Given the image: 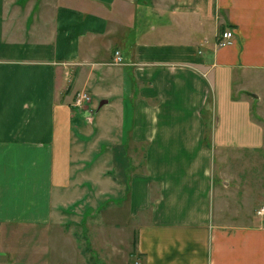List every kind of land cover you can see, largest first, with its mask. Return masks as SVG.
Listing matches in <instances>:
<instances>
[{"label": "crops", "instance_id": "1", "mask_svg": "<svg viewBox=\"0 0 264 264\" xmlns=\"http://www.w3.org/2000/svg\"><path fill=\"white\" fill-rule=\"evenodd\" d=\"M261 154L264 0H0V264H264L260 172L232 168ZM111 169L120 202L67 217Z\"/></svg>", "mask_w": 264, "mask_h": 264}, {"label": "rangeland", "instance_id": "2", "mask_svg": "<svg viewBox=\"0 0 264 264\" xmlns=\"http://www.w3.org/2000/svg\"><path fill=\"white\" fill-rule=\"evenodd\" d=\"M101 118H103V120H104L103 123L106 124V125H109V124L112 123V119L111 118H113V117L110 116V115L105 114V112H103V110H101L99 112V114L96 116V120L95 121H98V119H101ZM106 144H107V142H103L100 145V147L97 148L98 150H100V154H103L104 150L106 149ZM88 150L90 151L91 149L89 148ZM130 150L132 151V149L129 148V152H130ZM132 155H133V153H132ZM92 157H94V154L90 153L88 155L87 160L88 159L90 160ZM96 158L100 159L99 157H96ZM244 158H249L251 160V155L250 154H244ZM260 158H261V162L258 165H256V164L252 165V163L249 162L250 164L248 163V164H245V165H242V166L234 164V165H232V168L234 170L240 171V168L242 167L241 169H243V174H244V172H247V173H258V170H259V172H260V174H259L260 182L259 183L262 186V187L260 186V188H262L261 190L264 192V155L261 154ZM130 161H129V164H128V167H127V171L128 172H131V171L135 170L136 168L140 169V170L142 169V167H143V157L141 156L140 150H139L138 158L136 159V161H135V159L133 157H131ZM93 164H94V161L90 165L87 164V165L90 166V167H88L89 171H90V169H92V165ZM101 164H103V163H101ZM116 172H117V170L113 171V169H111L109 171V173L106 172V175L111 176L112 180L110 182H105V181L100 180L99 181V183H100L99 186L95 185V184L94 185L91 184V181L90 182L87 181L85 183V187H87L89 189L87 191V195L84 197V199L82 201H80L79 203H74L71 207H69L67 209L68 211L66 213V216L69 217V218H72V219H80L81 212H84L83 215H84V219L85 220L88 219V220H90V222H92V220H94V221L98 220L99 221V219H101V216H99V212L102 213V210L104 208H106L108 205L118 204V202H120L121 198H123L125 196L126 181H123L120 178L117 179V177H119V175ZM215 173H216V171H215ZM219 180H220V178L217 177V176L214 179V183H215L214 192L216 191V185L219 182ZM259 183H258L257 180L253 179L247 185L243 184L242 191L245 192V194L247 195L246 196L247 198L251 197V198H253L255 200V198L258 195L257 192H258V189H259ZM90 187H91V189H90ZM230 193H232L233 195H229V197H227V198H229V203L232 205L233 202H234L233 200L235 199V195L234 194L236 193V191H232ZM246 197H244V198L246 199ZM82 202H84V204ZM257 204H259V203H257ZM92 206L93 207L96 206L95 208L96 209L98 208L97 210H100V211H98L97 213L92 214L93 212H96L95 210L92 211V209H90ZM76 214H77V216H76ZM261 218L264 219V216H262ZM91 225H92V223L87 225V230H85V232H84L85 235H88L90 237L93 236L92 235L93 228L91 227ZM86 231H89V232L86 233ZM92 240H93V237H92ZM128 241H129V244H131L132 247H133V244H134V241H135V233L134 232H132V234H129ZM84 245H89V243L84 242ZM91 245H92V247L93 246L95 247L96 251L99 254H101L103 252H106V251H109L108 249H105V248L100 250V248H98V243H96L94 241H93V243H91ZM87 251H89V250H87ZM129 255H130V259L129 260H130L131 264H142L140 256L137 255L135 252H130Z\"/></svg>", "mask_w": 264, "mask_h": 264}, {"label": "built area", "instance_id": "3", "mask_svg": "<svg viewBox=\"0 0 264 264\" xmlns=\"http://www.w3.org/2000/svg\"><path fill=\"white\" fill-rule=\"evenodd\" d=\"M233 33L231 29H225L220 31L216 37V46L223 47L232 43ZM113 63L116 65L122 64V57L118 50L114 51ZM91 97L88 93L80 91L76 94L73 105L82 107L86 103L90 102ZM255 214L259 217L264 216V205L256 209Z\"/></svg>", "mask_w": 264, "mask_h": 264}]
</instances>
